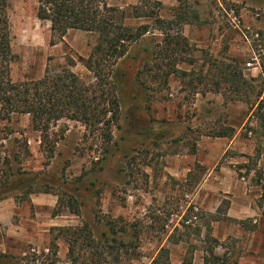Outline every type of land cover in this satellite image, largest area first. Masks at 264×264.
I'll return each instance as SVG.
<instances>
[{"label": "rangeland", "instance_id": "374dc122", "mask_svg": "<svg viewBox=\"0 0 264 264\" xmlns=\"http://www.w3.org/2000/svg\"><path fill=\"white\" fill-rule=\"evenodd\" d=\"M104 1L125 14V26H147L113 68L119 119L110 153L102 157L100 140L80 122L61 120L52 128L50 157L28 116L0 120V264H69L59 228L88 226L100 248L112 243L110 221L117 230L126 226L117 237L137 246L138 257L127 264H151L161 249L172 264H254L245 261L252 257L264 264V226L226 218L228 200L205 187L217 176L243 177L260 192L255 202L263 214L256 219L264 225L263 130L251 105L192 77L218 79L221 65L237 59L246 76L263 78L253 41L264 32V0ZM36 9L37 0H7L11 80H38L46 69L68 70L73 60L70 71L92 81L82 60L97 35L69 30L59 37ZM166 36L187 42L175 52L184 60L176 68L187 76L174 73L163 83L147 69ZM228 127L231 137L215 136ZM105 252L111 264L120 258L116 249Z\"/></svg>", "mask_w": 264, "mask_h": 264}, {"label": "trees", "instance_id": "16d2710c", "mask_svg": "<svg viewBox=\"0 0 264 264\" xmlns=\"http://www.w3.org/2000/svg\"><path fill=\"white\" fill-rule=\"evenodd\" d=\"M6 7L7 0H0V120L10 121L12 116L17 114L28 116L32 129L40 134V145L44 146V151L50 153V157H53L55 148V144H50L57 143L55 139L52 141L51 137L55 136L52 128L61 120L80 122L89 132L95 133L100 140L99 145L103 148L102 157H108L112 128L119 119L118 91L113 68L126 55L129 47L145 35L147 26L137 29L125 26V14L108 6L104 0H37V18L48 22L51 31L59 37H63L69 30L97 35L90 55L82 60L92 75V81L85 83L72 73L69 68L74 62L69 60L68 70L62 69L58 72L46 69L43 77L38 80L15 83L10 77V64L14 55L10 46ZM141 14L140 12L136 15ZM256 35L253 50L260 58L259 67L264 75V32H256ZM168 40L166 36L162 41L164 46L157 45L159 49L152 52L153 66L147 69L149 72L154 71L153 74L160 77L163 83L174 73L187 76L186 72L177 70L176 63L184 60L178 58L175 53L177 50L183 51L188 45L187 42L183 38ZM166 59L171 61L165 63ZM231 61L233 64L221 65L222 74L219 73L218 79L209 80L197 73H193L192 77L195 75L199 85H205L206 88L210 86V91L221 94L225 99L251 105L253 116L257 118L264 135V76L262 79L246 76L241 68L245 63L237 59ZM191 63L192 61L189 62ZM193 81L191 80L190 84ZM234 132V128L228 127L215 133V136L229 138ZM15 160H19V157L16 156ZM262 188L264 189V186ZM3 197L0 194V199ZM109 226L113 237L106 243L112 242L114 246L111 243L100 248L95 245L88 226L75 229L59 228L67 242L69 264H111L106 258V248L111 252L115 249L120 252V258H113V264H127L130 259L137 258V246L117 237L120 233H127V227L121 226L117 230L116 221H110ZM52 247L55 249L53 244ZM209 253L213 255L212 250ZM126 258L128 261H125ZM214 259L219 260L218 257ZM151 264H172L169 261V251L161 249Z\"/></svg>", "mask_w": 264, "mask_h": 264}, {"label": "crops", "instance_id": "0c3cea01", "mask_svg": "<svg viewBox=\"0 0 264 264\" xmlns=\"http://www.w3.org/2000/svg\"><path fill=\"white\" fill-rule=\"evenodd\" d=\"M233 143L231 141L228 145ZM218 181L213 182L212 180H206L210 185L207 183L205 187L211 189L212 191H216L215 193L222 196L224 199L228 200L227 210H226V218L240 220L242 218L248 217L253 219V224L257 223L259 227H263V220H257L256 216L260 218L263 214L259 212L260 207L255 202V199L260 198L259 190L247 186L244 181L243 177H237L234 174H225L220 177H216ZM253 192L257 193L256 195ZM264 210V206L261 207ZM256 257H252L251 260L246 258V262L251 261L252 263L256 264ZM264 261V259H263ZM238 264H242V258L239 259Z\"/></svg>", "mask_w": 264, "mask_h": 264}]
</instances>
